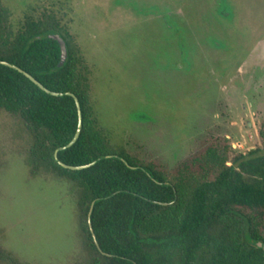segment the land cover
I'll use <instances>...</instances> for the list:
<instances>
[{"label": "rangeland", "instance_id": "rangeland-1", "mask_svg": "<svg viewBox=\"0 0 264 264\" xmlns=\"http://www.w3.org/2000/svg\"><path fill=\"white\" fill-rule=\"evenodd\" d=\"M1 2L13 27L43 12L67 25L115 151L170 171L208 136L226 138L231 156L261 147L264 0ZM30 145L0 110V248L13 264H87L73 185L32 176Z\"/></svg>", "mask_w": 264, "mask_h": 264}, {"label": "trees", "instance_id": "trees-1", "mask_svg": "<svg viewBox=\"0 0 264 264\" xmlns=\"http://www.w3.org/2000/svg\"><path fill=\"white\" fill-rule=\"evenodd\" d=\"M59 34L67 47L61 67ZM0 110L19 118L31 137L32 176L52 175L73 185L79 227L94 254L87 264H264V124L261 147L230 155L224 137H206L170 171L152 160L115 151L92 107L89 70L66 24L55 14H26L17 27L0 0ZM80 104L82 126L74 136ZM67 165L89 167L71 170ZM108 155V157H106ZM229 162V163H228ZM98 243L93 242L89 225ZM6 257V258H5ZM10 258V259H9ZM0 260L10 255L0 248Z\"/></svg>", "mask_w": 264, "mask_h": 264}, {"label": "water", "instance_id": "water-1", "mask_svg": "<svg viewBox=\"0 0 264 264\" xmlns=\"http://www.w3.org/2000/svg\"><path fill=\"white\" fill-rule=\"evenodd\" d=\"M48 37L56 40L58 42V44H59L60 60H59V62L57 64V66L61 67L64 64V62L66 61V58H67L66 43H65L64 39L57 33L48 34ZM0 64L6 65V66H9V67H12V68L18 70L19 72L24 74L27 78H29L34 84H36L40 89H42L43 91H45V92H47V93H49L51 95H54V96L63 95V93L54 92V91H51V90L47 89L38 80H36L32 75H30L29 73L25 72L24 70H22L21 68L15 66L12 63H9V62L1 60ZM64 94L73 97V99L75 101V104H76V107H77V114H78V125H77V129H76V132H75L73 138L66 145H64L62 147V149L68 148V147H70L71 145L74 144V142L77 140V138L79 136V133H80V130H81V126H82V113H81V108H80V104H79V101H78L77 97L71 92H65ZM56 152L57 151H55V153H54V157L57 160L58 164L61 167H63V168H67V169H71V170H80V169L89 167L90 165H92L94 163V162H91V163H88V164L78 165V166L67 165V164L62 163L61 161H59L57 159ZM106 157H108V155ZM92 208H93V204H91V206H90V210L88 212L87 220H88V225H89V229H90V233H91L93 242L96 245V247L98 248V243L96 241L95 235H94L93 230L91 228V222H90V213H91ZM256 245H257V247H260V248H262L264 250V244L262 242L258 241V242H256Z\"/></svg>", "mask_w": 264, "mask_h": 264}]
</instances>
